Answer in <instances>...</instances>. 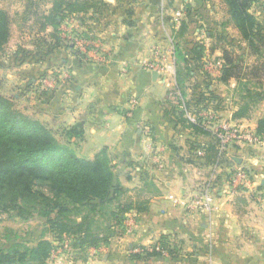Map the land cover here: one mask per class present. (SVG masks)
Segmentation results:
<instances>
[{"label":"crops","instance_id":"1","mask_svg":"<svg viewBox=\"0 0 264 264\" xmlns=\"http://www.w3.org/2000/svg\"><path fill=\"white\" fill-rule=\"evenodd\" d=\"M104 2L101 12L68 15L56 32L49 27L33 35L27 47L33 53L39 37L54 46L50 36H58V46L46 55L20 65L3 64L14 55L0 58V70L15 74L9 87L18 95L34 96L28 106L31 119L53 130L78 158L106 152L113 185L121 190L109 209L116 203L144 206L125 213L124 218L132 217L130 230L123 228L86 259L59 251L45 264H264V144L235 142L212 164L202 156L214 139L168 114L177 105L187 120L180 103L169 96V85L183 66L179 51L190 42H205L214 49L213 59H221V46L239 43L224 5L220 0ZM263 6L261 0L254 9L259 18L264 17ZM144 62L173 66L174 72L146 69ZM209 76L220 101V109L213 111L230 124L255 130L264 115V80L263 95L249 115L235 119L240 104L233 95L236 80L223 84ZM43 80L51 83L50 90L44 89ZM195 80L203 78L193 75L180 90L184 105L192 98ZM235 170L246 172L249 184L231 194L228 180ZM207 180L211 209L192 208L193 196ZM103 219L99 221L105 224ZM43 232L38 230L34 240L52 239Z\"/></svg>","mask_w":264,"mask_h":264},{"label":"trees","instance_id":"2","mask_svg":"<svg viewBox=\"0 0 264 264\" xmlns=\"http://www.w3.org/2000/svg\"><path fill=\"white\" fill-rule=\"evenodd\" d=\"M220 1L239 32L240 41L235 45L228 42L232 46H221L223 65L215 79L223 84L230 79L236 80L233 95L240 100L233 116L236 119L248 116L263 95L260 89L264 80V17H257L254 11L261 0ZM28 3L21 23L30 33L35 32L34 36L49 27L56 32L68 15L89 10L101 12L106 7L104 0H34ZM185 8V15L190 16L191 9ZM12 23L9 12L0 7V56L11 37ZM55 32L50 36L56 40L54 46L45 37H39L35 40L36 53L18 48L14 53L15 65L35 59L37 55L44 56L50 48L58 46ZM182 32L183 27L179 34ZM209 35L214 37L211 30ZM216 38L224 39L222 36ZM240 42H244V48ZM203 55L204 46L196 41L179 51L183 66L176 72L178 88L182 90L184 82L193 75L203 78L195 80L191 86L192 98L185 102L188 110L194 113L220 109V101L210 88L212 79L203 68ZM248 56L252 57L250 63L245 61ZM12 106L13 103L0 94V212L11 210L23 222L41 221L44 232L50 233L52 239L14 237L0 245V264H45L64 236L73 240L71 246L77 249V257L86 259L87 248L99 247L123 232L120 228L125 213L133 209L140 212L144 206L116 203L115 208L109 209L118 200L121 190L113 185L114 174L106 152L98 153L93 159L78 158L66 144L57 140L53 130ZM168 114L214 139L202 159L215 163L217 142L211 132L187 121L177 105L172 106ZM69 130L64 132L68 135ZM255 131L264 141V115L258 119ZM100 218L107 222H100Z\"/></svg>","mask_w":264,"mask_h":264},{"label":"built area","instance_id":"3","mask_svg":"<svg viewBox=\"0 0 264 264\" xmlns=\"http://www.w3.org/2000/svg\"><path fill=\"white\" fill-rule=\"evenodd\" d=\"M182 12H177V18L180 17ZM207 32L202 31L201 36L207 38ZM204 46V55H203V68L205 71L214 77V79L219 76L220 70L223 65L222 59H213L212 51L210 49L209 44H205V42L200 43ZM144 67L146 69H154V70H165L169 72H174L173 66H158V64L153 62H144ZM44 84V85H43ZM44 89L50 90L52 85L50 82H46L43 80ZM169 96L174 99L177 103H180V107L185 111V117L191 123L200 124L205 129L209 130L211 134L214 136L217 142V150L220 156H224L227 152L228 147L235 142H245L249 144H264L263 139L260 135L256 133L255 130L242 127L238 124H230L226 120H222L219 118L217 113L211 109L201 110L198 113H194L192 111H187L184 105V100L181 94L180 89L178 88L176 82L173 80L170 83ZM132 104H136V100H132ZM228 184L230 187V193L235 194L237 191L246 188L249 184L248 174L243 170H235L231 173L229 177ZM209 181L203 183V185L199 188V192L196 193L192 198V208H201L204 210H210L212 206V194L209 191ZM254 199H258L257 196L253 197ZM132 217L128 215L123 219L122 228L126 231L131 229L132 226ZM58 244V243H56ZM97 247H89L86 249L88 256L94 254L96 252ZM59 251L67 252V257L72 258L77 253V249L72 248L71 239L64 236L63 241L57 245V248L52 253L51 257L54 256Z\"/></svg>","mask_w":264,"mask_h":264},{"label":"rangeland","instance_id":"4","mask_svg":"<svg viewBox=\"0 0 264 264\" xmlns=\"http://www.w3.org/2000/svg\"><path fill=\"white\" fill-rule=\"evenodd\" d=\"M34 0H0V5L6 9L10 16L13 18L11 37L8 43L3 48V53L0 56L1 59H5L3 56L14 55L12 54L17 48L22 47L23 49H28L29 40L34 35L35 32L30 33L25 24L21 23V17L25 12L28 2ZM225 8V7H224ZM231 46V45H228ZM239 52V51H238ZM252 57H247L246 62L250 63ZM4 65H15L13 61L5 59L3 61ZM15 79V74H11V71L0 70V94L10 100L13 103L12 109L19 111L20 113L32 117V111L28 106L32 105L34 102V96L31 94H17V90L14 87H9L11 84L9 80L13 81ZM9 88V90H4ZM4 88V89H3ZM19 96L14 100H11L14 95ZM30 109V110H29ZM44 228L42 222L34 221H21L15 213L11 210L6 212H0V245L6 243L8 240H12L14 237H20L24 240H30L37 235L38 230L40 231ZM72 240V239H71ZM73 240L71 241L72 244Z\"/></svg>","mask_w":264,"mask_h":264}]
</instances>
